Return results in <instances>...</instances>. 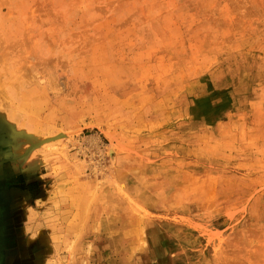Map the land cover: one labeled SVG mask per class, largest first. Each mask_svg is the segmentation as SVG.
<instances>
[{
  "label": "rangeland",
  "instance_id": "obj_1",
  "mask_svg": "<svg viewBox=\"0 0 264 264\" xmlns=\"http://www.w3.org/2000/svg\"><path fill=\"white\" fill-rule=\"evenodd\" d=\"M0 18V192L35 250L4 232L0 264H264V0H0Z\"/></svg>",
  "mask_w": 264,
  "mask_h": 264
},
{
  "label": "crops",
  "instance_id": "obj_2",
  "mask_svg": "<svg viewBox=\"0 0 264 264\" xmlns=\"http://www.w3.org/2000/svg\"><path fill=\"white\" fill-rule=\"evenodd\" d=\"M18 176L24 179L23 180L24 182H21V185H24L22 188H25V186L28 184L27 182L34 181L33 178H28L29 175L26 176L23 174H19ZM28 179L30 180L28 181ZM18 196L19 195L15 194V192H12L10 194L9 193L0 194V221L5 224L3 228L7 229L4 232L11 235L8 238L6 244L13 246L14 248L13 256L16 255L17 251H20L21 249L22 250L19 253L20 256L22 254L28 256V255H32V253L35 251L33 247V243H27L28 240L31 239V236L34 232L33 224L30 223L27 219L29 213L28 211L30 210V208L22 207L24 200L19 199L20 197ZM13 200L16 201L13 203ZM4 208L5 211L2 213V210ZM18 212H20L19 216L13 215ZM12 216H15V218L13 219ZM11 221L13 225L7 226V224L10 223ZM0 230L2 231L3 229Z\"/></svg>",
  "mask_w": 264,
  "mask_h": 264
},
{
  "label": "bare ground",
  "instance_id": "obj_3",
  "mask_svg": "<svg viewBox=\"0 0 264 264\" xmlns=\"http://www.w3.org/2000/svg\"><path fill=\"white\" fill-rule=\"evenodd\" d=\"M0 19H1V18H0ZM1 22H2V21H1ZM4 27H5V26H4ZM0 31H1V30H0ZM109 72H110V71H109ZM117 72H118V71H117ZM113 74H114V73H113ZM115 74H116V73H115ZM103 75H105V73H104ZM123 75H124V74H123ZM106 76H107V75H106ZM120 76H121V75H120ZM120 76H119V77H120ZM106 79H107V78H106ZM119 79H120V78H119ZM130 85H131V84H130ZM0 87H1V86H0ZM22 87H23V86H22ZM2 88H3V86H2ZM2 88H1V89H2ZM4 88H5V87H4ZM14 89H15V88H14ZM8 91H10V89H9ZM15 91H16V90H15ZM32 91H33V90H32ZM118 91H119V90H118ZM0 92H1V91H0ZM33 92H34V91H33ZM2 93H3V90H2ZM10 94H11V93H10ZM16 94H17V93H16ZM41 94H42V93H41ZM43 94H45V93L43 92ZM8 95H9V94H8ZM30 95H31V94H30ZM30 95L28 94V97H29ZM110 95H111V94H110ZM36 96H37V95H36ZM5 97H6V96H5ZM8 97H9V96H8ZM23 97H24V96H23ZM109 98H110V97H109ZM37 99H38V98H37ZM106 100H108V99L106 98ZM112 100H113V99H112ZM26 101H27V100H26ZM35 101H36V100H35ZM41 101H43V100H41ZM20 102H21V101H20ZM116 102H117V101H116ZM18 103H19V102H18ZM22 103H23V102H22ZM22 103H21V104H22ZM21 104H19V105H21ZM23 104H24V103H23ZM27 104H28V103H27ZM114 104H115V103H114ZM114 104H113V105H114ZM47 105H48V104H47ZM107 105H108V102H107ZM38 107H39V106H38ZM116 107H117V106H116ZM119 107H120V106H119ZM116 109H117V108H116ZM22 111H23V110H22ZM26 112H28V111H26ZM14 113H15V112H14ZM49 113H50V111H49ZM11 114H13V113H11ZM16 114H17V113H16ZM19 114H20V113H19ZM29 114H30V113H29ZM138 115H139V114H138ZM140 115H141V114H140ZM20 116H21V115H20ZM31 116H32V115H31ZM11 117H12V116H11ZM34 117H35V116H34ZM43 117H45V116H43ZM35 118H36V117H35ZM45 118H46V117H45ZM36 119H37V118H36ZM43 119H44V118H43ZM46 119H47V118H46ZM46 119H45V120H46ZM114 120H115V119H114ZM139 120H140V119H139ZM18 121H19V120H18ZM16 122H17V121H15V123H16ZM28 127H29V126H28ZM46 127H48V126L46 125ZM30 128H31V127H30ZM30 128H29V129H30ZM31 129H32V128H31ZM46 130H47V129H46ZM121 165H122V164H121ZM122 167H123V166H122ZM135 181H136V180H135ZM125 215H126V214H125ZM125 215H124V216H125ZM127 217H128V216H127ZM126 221H127V220H126ZM126 221H125V222H126ZM123 222H124V221H123ZM127 223H128V222H127ZM127 225H128V224H127ZM135 226H136V224H135ZM132 227H133V226H132ZM149 227H150V226H149ZM149 227H148V228H149ZM153 228H154V227H153ZM136 229H137V228H136ZM158 230H159V229H158ZM127 234H128V233H127ZM128 235H129V234H128ZM140 237H141V236H140ZM148 241H149V240H148ZM149 246H150V245H149ZM149 249H150V248H149ZM147 251H148V250H147ZM151 253H152V252H151ZM128 258H129V257H128Z\"/></svg>",
  "mask_w": 264,
  "mask_h": 264
},
{
  "label": "flooded vegetation",
  "instance_id": "obj_4",
  "mask_svg": "<svg viewBox=\"0 0 264 264\" xmlns=\"http://www.w3.org/2000/svg\"><path fill=\"white\" fill-rule=\"evenodd\" d=\"M21 184V183H20ZM4 192H0V194H3ZM4 194H6V193H4ZM5 211V208L2 210V213ZM1 229V228H0ZM6 229L5 228H3V231H1L0 230V236H3L4 235V231H5Z\"/></svg>",
  "mask_w": 264,
  "mask_h": 264
}]
</instances>
